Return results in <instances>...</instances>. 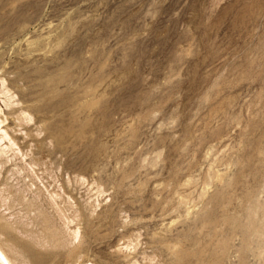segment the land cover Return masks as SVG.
<instances>
[{"label": "rangeland", "instance_id": "obj_1", "mask_svg": "<svg viewBox=\"0 0 264 264\" xmlns=\"http://www.w3.org/2000/svg\"><path fill=\"white\" fill-rule=\"evenodd\" d=\"M0 47L13 264H264V0H0Z\"/></svg>", "mask_w": 264, "mask_h": 264}, {"label": "bare ground", "instance_id": "obj_2", "mask_svg": "<svg viewBox=\"0 0 264 264\" xmlns=\"http://www.w3.org/2000/svg\"><path fill=\"white\" fill-rule=\"evenodd\" d=\"M46 25V24H45ZM54 25V24H53ZM7 44V43H6ZM22 45H27L26 44V41H25V44H22ZM7 47V45H5ZM2 47V46H1ZM0 47V48H1ZM5 47V49H6ZM25 49V48H24ZM23 49V50H24ZM1 50H4L3 48H1ZM28 51V50H27ZM29 53V52H28ZM27 54V53H26ZM31 54V53H30ZM36 54V53H35ZM40 54V53H39ZM17 55V54H16ZM25 53L21 56H24ZM20 56V55H19ZM18 56V57H19ZM31 56V55H30ZM35 56V55H34ZM25 57V56H24ZM23 57V58H24ZM29 57V56H28ZM27 56L25 57V61L27 62L26 60ZM17 57L15 59L16 63H17ZM34 59V57L32 58ZM31 59V60H32ZM40 60V59H39ZM21 61V60H20ZM18 60V62H20ZM24 61V60H23ZM14 62V61H13ZM18 64V63H17ZM17 64H13L14 67L18 66ZM21 64V63H20ZM19 64V65H20ZM16 65V66H15ZM22 65V64H21ZM20 65V66H21ZM13 67V68H14ZM17 68V67H16ZM68 68V66H66V69ZM64 73H67V70H65ZM61 74L59 78L57 77H53V78H49L47 82L43 81L41 83L42 87L47 89V93L48 95H53L57 92V89H56V84L58 81H64L66 80V75L65 74ZM4 77H2V81L4 83ZM9 89V88H8ZM2 91V90H1ZM6 95V94H5ZM32 108L34 109H37L39 108L38 107V104L37 102H33L31 105H30ZM1 111V109H0ZM25 113V112H24ZM23 115V114H22ZM25 115V114H24ZM4 121H0V125L3 123ZM57 122V121H56ZM55 122V123H56ZM57 124V123H56ZM52 125V129L55 131L57 130L56 129V125ZM58 126H59V121H58ZM57 126V127H58ZM60 128V126H59ZM51 129V128H50ZM61 134V133H60ZM7 135V134H6ZM4 137H0V140H3ZM233 221V220H232ZM232 228V227H231ZM243 229V228H242ZM2 233V228L0 227V234ZM1 240V239H0ZM49 243V244H48ZM48 243H45V244H48L49 247H45L44 249H37L35 248L34 245H32L31 243H28V244H25L23 245V249L27 256L29 257L30 261L28 260V262H30L31 264H68L70 261L73 262V264H77L79 263L78 261L80 260H71L69 259V253L66 252L64 249H63V244L57 239V237L55 236H52L50 238V240L48 241ZM44 244V245H45ZM42 245V244H40ZM14 246V245H13ZM39 247V246H38ZM44 247V246H43ZM4 248V247H3ZM225 248V247H224ZM15 249V248H14ZM25 255V254H24ZM176 255V254H175ZM26 256V257H27ZM175 258V257H174ZM81 262V261H80ZM87 262V261H86ZM15 263V262H14ZM85 262H82V264H84ZM0 264H13V262L11 261V259L8 257V255L6 254L5 251H3V249L1 248L0 246ZM80 264V263H79Z\"/></svg>", "mask_w": 264, "mask_h": 264}]
</instances>
